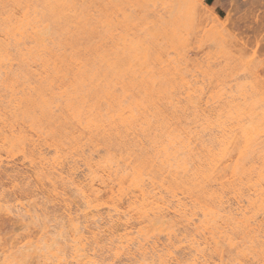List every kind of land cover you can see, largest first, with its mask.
<instances>
[{
  "label": "bare ground",
  "instance_id": "obj_1",
  "mask_svg": "<svg viewBox=\"0 0 264 264\" xmlns=\"http://www.w3.org/2000/svg\"><path fill=\"white\" fill-rule=\"evenodd\" d=\"M154 1L146 0L151 5ZM33 4L49 19L65 23L64 27L69 28L78 16L72 0H0V87L4 93L0 170L14 172V159L26 163L40 191L36 193L63 210L71 233L64 239L72 244L69 258L58 238L64 246L63 257L56 251L52 260L40 264H96V256L88 254L89 246L108 254L102 264L131 259L135 264H151L155 259L159 264H181L173 254L184 250L183 264H224L217 245L229 230L245 245L234 264H264V200L256 195L246 206L235 201L232 172L228 173L229 165L222 160L233 143L232 130L226 126L232 102L174 98L170 93L163 99L124 104L106 75L88 67V59L83 62L74 52L59 65V55L28 33L39 14ZM28 42L31 45L26 46ZM130 50L132 61L145 58L138 53L139 46ZM91 60L99 66L107 63L101 45L92 50ZM16 66L25 69L15 73ZM64 71L70 72V78ZM170 77L168 85L176 78L183 80L177 72ZM54 107L59 111L56 116ZM186 111L195 120L191 130L178 127ZM241 131L249 135L248 129ZM100 146L104 157L93 163L91 153ZM120 149L126 157L111 155ZM81 166L89 174L87 179L77 178ZM72 196L78 198L74 211ZM16 209L20 214L28 212L22 204ZM165 218L173 219L177 230L185 234L180 249L172 243L176 238L172 232L167 234L166 245L149 241L143 234L147 222ZM229 246L236 245L230 242Z\"/></svg>",
  "mask_w": 264,
  "mask_h": 264
},
{
  "label": "rangeland",
  "instance_id": "obj_2",
  "mask_svg": "<svg viewBox=\"0 0 264 264\" xmlns=\"http://www.w3.org/2000/svg\"><path fill=\"white\" fill-rule=\"evenodd\" d=\"M252 1L155 0L151 5L146 0H72L78 18L69 28L64 27L65 23L49 19L33 4L39 14L34 26L28 27V33L42 40L49 52L59 55V65H63L66 57L74 52L83 62L88 59V67L106 75L107 80L115 86L113 91L124 104L144 98L163 99L170 97V93L174 98L231 101L232 109L226 126L232 130L233 143L222 160L224 165H229L228 173L232 172L235 201L246 206L245 202L256 195L264 200V0H258L259 3L255 4ZM134 44L139 46L138 53L145 58L131 60L130 48ZM29 45L28 42L26 46ZM99 45L106 55L107 63L104 66L91 63V52ZM110 63L114 67L110 68ZM24 69L16 66L13 71L18 73ZM35 69V64H31V70ZM175 72L183 80H172L170 88L168 80ZM64 74L66 78L71 76L69 71H64ZM2 92L0 87V100H3ZM2 107L0 102V109ZM53 114H59L55 107ZM180 121L182 123L178 127L184 130H191L196 125L190 111L181 115ZM245 128L249 133L247 137L241 131ZM245 138L249 139L247 144ZM99 151H103L101 146L91 153L93 163L104 157V152L101 154ZM135 152L139 151L136 149ZM111 155L126 157L123 149L111 151ZM11 165L14 172L0 170V191H3L0 195V262L40 264L45 259L52 260L56 251V255L63 257L65 252L64 256L68 257L72 244L64 239L71 233L68 220L62 216L63 210L58 206L53 207L51 203L49 205L45 197L36 193L39 189L35 187V179L31 177L26 163L14 159ZM88 175L86 168L81 166L78 180L87 179ZM75 198H70L74 202L71 203L73 211L78 205V198ZM20 204L25 205L28 212H17ZM76 214L79 216V213ZM62 219L67 223H63ZM78 223L82 228V220ZM67 227L69 232L65 230ZM177 229L173 219L165 218L147 222L142 231L147 240H157L165 245L167 234L172 232L176 235L172 243L176 249H180L184 245L185 234ZM58 238L63 240V247L67 250L61 247ZM178 240L181 242L177 243ZM228 242L236 246L230 247ZM92 248L94 246H89L88 254L96 256L93 259L96 264H102V259L108 254H104V249ZM244 248L243 240L230 230L217 245L224 264L236 263L238 251ZM183 252L175 251L173 254L181 264L187 259ZM132 261L121 264H135ZM154 261L151 264H159L157 259Z\"/></svg>",
  "mask_w": 264,
  "mask_h": 264
}]
</instances>
